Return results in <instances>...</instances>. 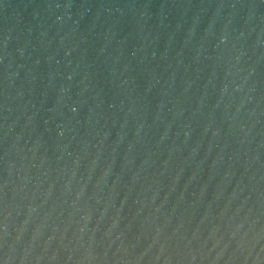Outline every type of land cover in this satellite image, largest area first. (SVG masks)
I'll return each mask as SVG.
<instances>
[{
  "label": "water",
  "instance_id": "1",
  "mask_svg": "<svg viewBox=\"0 0 264 264\" xmlns=\"http://www.w3.org/2000/svg\"><path fill=\"white\" fill-rule=\"evenodd\" d=\"M0 264H264V0H0Z\"/></svg>",
  "mask_w": 264,
  "mask_h": 264
}]
</instances>
